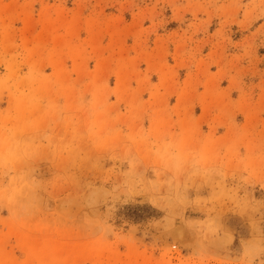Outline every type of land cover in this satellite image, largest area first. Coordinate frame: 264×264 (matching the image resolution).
Wrapping results in <instances>:
<instances>
[{
	"label": "rangeland",
	"instance_id": "374dc122",
	"mask_svg": "<svg viewBox=\"0 0 264 264\" xmlns=\"http://www.w3.org/2000/svg\"><path fill=\"white\" fill-rule=\"evenodd\" d=\"M0 264H264V0H0Z\"/></svg>",
	"mask_w": 264,
	"mask_h": 264
}]
</instances>
